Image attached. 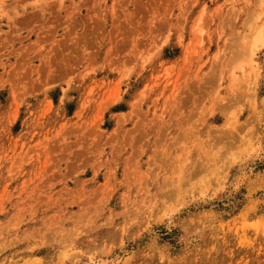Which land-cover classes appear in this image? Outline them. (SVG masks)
Listing matches in <instances>:
<instances>
[{
  "label": "rangeland",
  "instance_id": "rangeland-1",
  "mask_svg": "<svg viewBox=\"0 0 264 264\" xmlns=\"http://www.w3.org/2000/svg\"><path fill=\"white\" fill-rule=\"evenodd\" d=\"M0 264H264V0H0Z\"/></svg>",
  "mask_w": 264,
  "mask_h": 264
},
{
  "label": "bare ground",
  "instance_id": "bare-ground-1",
  "mask_svg": "<svg viewBox=\"0 0 264 264\" xmlns=\"http://www.w3.org/2000/svg\"><path fill=\"white\" fill-rule=\"evenodd\" d=\"M258 15H260V14H258ZM253 16H257V14L256 15H253ZM252 17V16H251ZM258 17V16H257ZM254 18V17H253ZM262 32H263V24H258L256 27H255V29L254 30H252V32H250L249 34H247L246 35V38H249L248 40H252V42H249L248 44L249 45H251V48H250V52H249V54H250V59H251V55L253 54V45H255V44H253V43H259L260 41H258L262 36H263V34H262ZM248 35H249V37H248ZM258 39V40H257ZM257 40V41H256ZM253 41H256V42H253ZM243 42H244V39H243ZM246 42V41H245ZM245 42H244V44H245ZM263 41H261V43H262ZM257 47V46H256ZM248 48V47H247ZM253 56V55H252ZM245 58H247V56L245 57ZM252 60V59H251ZM245 62H251V61H246L245 60ZM242 63H244L243 61H242ZM247 63V64H248ZM245 64V63H244ZM251 63H249V65H250ZM240 66H241V64H240ZM251 67V66H250ZM241 68V67H240ZM251 69V68H250ZM252 71V70H251ZM247 73H248V70H247ZM248 75V74H247ZM253 78H254V76H253ZM252 78V79H253ZM253 82H254V80H252ZM252 82V83H253ZM119 121V120H118Z\"/></svg>",
  "mask_w": 264,
  "mask_h": 264
}]
</instances>
